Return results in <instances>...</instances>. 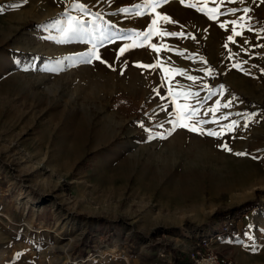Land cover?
<instances>
[{
	"label": "rangeland",
	"instance_id": "rangeland-1",
	"mask_svg": "<svg viewBox=\"0 0 264 264\" xmlns=\"http://www.w3.org/2000/svg\"><path fill=\"white\" fill-rule=\"evenodd\" d=\"M73 3H82L87 11L73 9ZM138 4L144 0H0V264H102L140 251L147 259L148 249L162 258L170 248L166 241H176L173 229L151 220L143 233L147 246L132 242L134 248L120 253L107 242L110 227L135 219L146 222L151 210L132 195L140 178L132 175L129 134L145 103L124 89L132 91V73L148 76L154 70L138 65L192 56L191 48H182L192 44L200 46L199 57L207 56L206 48L220 46L227 60L246 59L253 65L261 59L255 54L261 35L237 26L242 34L229 42L232 27L219 24L239 20L248 8V19L239 23L257 30L256 25L264 26V0H166L155 11L142 7L144 15L136 16ZM197 8L237 12L208 21ZM96 13L102 17L96 24L107 21L115 26L111 32L128 41L137 42L134 33L145 31L156 13L170 21L158 19V30L185 35L154 34L143 50L130 47L123 54L124 45L99 46V59L93 57L89 65L74 62L73 57L91 48L85 41L99 32L92 33L95 25L85 23L90 34L65 39L60 28L67 27L69 16L86 22ZM149 44L167 47L157 53ZM136 83L145 88L140 79ZM263 203L264 187H258L251 199L219 211L232 216L235 209L238 217Z\"/></svg>",
	"mask_w": 264,
	"mask_h": 264
},
{
	"label": "crops",
	"instance_id": "crops-1",
	"mask_svg": "<svg viewBox=\"0 0 264 264\" xmlns=\"http://www.w3.org/2000/svg\"><path fill=\"white\" fill-rule=\"evenodd\" d=\"M244 17L248 19L249 15L246 13ZM256 26L258 29L252 28L249 34L259 32L261 26ZM231 27L230 24L228 28ZM261 33L255 53L261 59L253 65L246 59L240 62L227 60L222 56L220 46L218 49L206 48L207 56L199 57L200 46L192 44L191 47H182L191 48L192 56L169 58L161 63L164 68L181 69L187 75L168 73V78L164 79L161 67L155 68L148 76H134L132 73V80L129 79L132 91L124 90L128 96L144 99L142 102L145 103L144 114L132 122V133L129 134L132 175L140 178L132 195L133 200L147 202L151 210L147 212L146 222L135 219L132 224L110 227L107 242L114 249L119 248L120 253L134 248L130 245L132 242L137 247L147 246L148 237L144 234L152 225L149 224L151 220L161 222L159 225L166 226V229H173L172 237L176 241H166L170 248L162 258L155 256L157 250L148 249L150 255L146 256L147 259L140 251L128 258L122 256L124 258L109 259L102 264H191L190 255L196 251H212L219 258L230 259L235 264H264V203L251 206L240 216L230 219L225 216L226 211H223L224 216L214 214L215 209L236 207L251 199L256 188L264 187V72L261 71L264 69V36ZM128 39L105 42L102 49L137 43ZM241 42L248 44L243 38ZM146 46L135 47L143 50ZM234 63L241 64L243 70L234 68ZM208 68L214 70L212 76L205 75L204 70ZM188 76L197 79L192 81ZM139 79L145 88L137 87ZM220 86H223L222 90ZM169 87L174 93H198V97L187 99L180 96L176 103L198 108V119L214 121L205 124V130L219 132L223 125L233 120L238 126L219 137L200 135L179 127L167 135L172 125L166 120L175 107L173 97L168 93ZM210 90H215L216 94L210 95ZM217 101H220L218 111L209 112ZM228 101H232L231 107H223ZM221 116L227 119H220ZM139 122L151 129L154 138L149 139ZM246 122L247 127L244 126ZM158 124L164 126L156 127ZM156 133H165L166 138H159ZM225 144L231 151L221 147Z\"/></svg>",
	"mask_w": 264,
	"mask_h": 264
},
{
	"label": "snow or ice",
	"instance_id": "snow-or-ice-1",
	"mask_svg": "<svg viewBox=\"0 0 264 264\" xmlns=\"http://www.w3.org/2000/svg\"><path fill=\"white\" fill-rule=\"evenodd\" d=\"M166 0H144V4L142 5H136V11L134 12V15L136 16H142L144 15V12L141 11L140 9L143 7L144 9H152L153 11H155V9L157 7H159L162 3H165ZM181 2L183 3V0H181ZM207 2V0H205V3ZM221 2H223V0H221ZM241 2H243V0H241ZM18 6V5H16ZM189 7H196L195 4H189ZM71 7L75 10H78L80 12H86L87 9L85 8V6L82 3H73L71 5ZM197 11L200 12H204L205 15H207L208 19L210 20H215L218 18L219 15H225V14H235L237 12L236 8H229L227 10V13H223L220 12L218 8H197ZM119 11L127 13L132 11V9L129 8H121ZM244 13H248L249 9L248 8H244L243 9ZM98 19H102V17L100 16L99 13H96L95 16L93 17L92 20L86 21V22H82L78 17H73V16H69L67 19V27L64 28H60V32H61V36L62 38L68 39V38H72L75 36H78L80 38L83 39V37L86 34H90V29L86 28L84 25L85 23H87L89 26L95 25L94 28L91 29L92 33L95 32H99V36L97 37L94 34H91V38L87 41H85L86 43H91V48L88 49L87 52L84 53H80L77 54L75 57H73V61H79V62H83V63H90L91 59L93 57H95L96 59H99V56L96 55V49L99 46H103L105 44V42L107 43H113L117 40H124L127 39L128 37H124L119 35L118 33H113L110 30L115 27L114 25L108 23L107 21H104L103 24H96V20ZM158 19H162L164 22H170L169 18L164 15L161 16L160 13H156V18H153L151 20V23L148 25V28L145 31H137L134 33V36L136 37L137 43L134 44H125L123 47L120 48V53L123 54L125 51L128 50V48L130 47H135V46H141L142 44H148V42L152 39V36L158 35L161 38H163L164 36H170V37H183L185 34L183 32L177 33V32H167V31H160L156 28V25L158 23ZM239 21H245V17L241 16L239 17V20H231V21H225L223 23H220L219 26L223 29L226 28L228 24L232 25V35L227 37V40L229 42H233L235 43L234 37L241 35L242 33L240 31H237V26H239L241 29H244L245 27H247L248 30H252L253 25L252 24H241L239 23ZM261 32H264V26H262L259 29V32L257 33L258 38H259V34ZM189 36H191L192 39H195L194 36H192L190 33L188 34ZM142 38V40L140 39ZM245 43H247V41H245ZM149 47L152 48L153 51L159 53L161 51V48H165L167 47L166 45H160L157 46L156 44H149ZM225 48H228V44L225 43L224 45ZM178 55H183L182 52H178ZM229 59H232V54H229ZM58 64L60 62H57ZM246 63V62H245ZM140 67L146 68V69H155L157 67H161V70L165 73V77L164 79H167V74L168 73H175V74H180V75H187L183 70L181 69H172V68H164L161 65V61H157L155 64H151V65H138ZM234 68L243 70L241 68V64L239 63H234L233 64ZM255 67V66H253ZM59 69H52L53 72L57 71ZM205 71V75L206 76H212L214 70L211 68H208ZM262 72H264V69L261 70ZM189 80L195 81L197 78L194 76H188L187 77ZM205 87H208L207 85H205ZM220 89H223V86H220ZM155 91V89H154ZM168 93L169 96L173 97L172 103L175 105L173 112L168 114V119L166 120V123H169L172 125V127L170 129L167 130V135H170L173 131L176 130V128H184L187 129L188 131H192V132H197L200 135H208L210 137H219L221 136L224 132H231L233 131L238 125H237V121L233 120L230 124H226L223 125L221 127V130L219 132L212 130V129H208L205 130L204 129V125L208 124L210 122H214V121H209V120H205V119H198V112L199 109L198 108H193L191 105L188 104H184V105H180L176 103L177 98H179L180 96L187 98H190L192 96H197L198 97V93H192V92H180V93H174L172 88L169 87L168 89ZM216 91L215 90H210V95H215ZM231 103L232 101H228L227 103H225L223 105V107L228 108L231 107ZM220 107V101L216 102V106L213 108L208 109L209 112L215 113L216 111H218ZM162 110H166L165 106H161ZM220 119H227L226 116H221ZM139 126L141 128H143V130L145 132L148 133L149 135V139L154 138L153 137V133L151 131V129L149 127H147L143 122H139ZM164 125L163 124H158L156 125V127H160L162 128ZM245 127H247V122L244 125ZM155 136H158L159 138H166L165 133H156ZM221 147H223L225 150L227 151H231L230 148H228V146L225 145H221ZM236 155H245V153H235ZM250 240H254L253 237L249 236ZM253 250H255V248H253Z\"/></svg>",
	"mask_w": 264,
	"mask_h": 264
},
{
	"label": "built area",
	"instance_id": "built-area-1",
	"mask_svg": "<svg viewBox=\"0 0 264 264\" xmlns=\"http://www.w3.org/2000/svg\"><path fill=\"white\" fill-rule=\"evenodd\" d=\"M191 264H235L230 259H221L212 251H196L191 253Z\"/></svg>",
	"mask_w": 264,
	"mask_h": 264
},
{
	"label": "trees",
	"instance_id": "trees-1",
	"mask_svg": "<svg viewBox=\"0 0 264 264\" xmlns=\"http://www.w3.org/2000/svg\"><path fill=\"white\" fill-rule=\"evenodd\" d=\"M233 210H235V209L230 210L232 216H229V219L235 215ZM216 213H219L221 216H224V213L222 211H215L214 214H216ZM175 262H176V260H175Z\"/></svg>",
	"mask_w": 264,
	"mask_h": 264
}]
</instances>
